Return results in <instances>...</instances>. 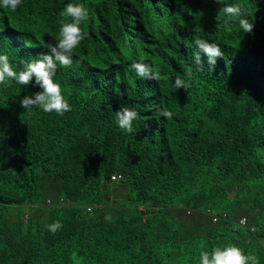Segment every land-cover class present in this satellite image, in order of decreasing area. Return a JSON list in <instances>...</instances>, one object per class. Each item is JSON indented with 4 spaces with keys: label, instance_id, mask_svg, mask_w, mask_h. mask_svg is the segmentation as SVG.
<instances>
[{
    "label": "trees",
    "instance_id": "16d2710c",
    "mask_svg": "<svg viewBox=\"0 0 264 264\" xmlns=\"http://www.w3.org/2000/svg\"><path fill=\"white\" fill-rule=\"evenodd\" d=\"M67 2L0 10L18 70L55 42ZM82 2L85 39L55 76L71 111L24 109L38 86H0V264H193L226 242L264 264V0H225L246 33L215 0ZM197 39L221 47L214 66L194 62ZM126 107L140 114L132 133L116 125Z\"/></svg>",
    "mask_w": 264,
    "mask_h": 264
},
{
    "label": "clouds",
    "instance_id": "9594fccd",
    "mask_svg": "<svg viewBox=\"0 0 264 264\" xmlns=\"http://www.w3.org/2000/svg\"><path fill=\"white\" fill-rule=\"evenodd\" d=\"M223 5L222 12L225 16V24L238 21V30L242 33L251 32L253 24L242 14L241 6L238 3H225V0H215ZM23 0H0V10L17 11L22 6ZM61 16L65 18L59 26L58 36L53 43L43 45L44 52L37 54L34 58L25 62L22 69H17L9 56L0 51V86L15 83L20 86H27L30 83L38 86L39 90L32 95L23 96L19 103L24 109L38 108L45 113H55L63 115L71 111L65 90L62 84L55 79L58 68H66L73 64L74 50L85 39L83 25L88 22L90 13L82 0H69L61 11ZM3 28L0 27V31ZM202 30V28H201ZM198 49L194 55L196 64H203V56L206 63L212 67L216 64L217 58L222 57L221 47L214 42L205 39L195 41ZM130 70L135 71L138 77L157 79L158 70H154L149 64L142 60H134L130 64ZM190 75V73H189ZM187 86L185 79L180 76L174 78L172 87L175 90ZM139 112L135 108H122L116 113L117 127L127 133L133 132L134 122L138 120ZM160 116L171 118L172 113L161 110ZM2 162V161H0ZM115 179L121 178L114 175ZM189 213V212H188ZM225 216V215H224ZM217 216H212V221H216ZM241 225H246L245 217L239 218ZM47 230L56 233L63 225L60 220H55L46 225ZM193 264H259L257 257L236 243L226 242L213 247H206L198 252Z\"/></svg>",
    "mask_w": 264,
    "mask_h": 264
},
{
    "label": "rangeland",
    "instance_id": "374dc122",
    "mask_svg": "<svg viewBox=\"0 0 264 264\" xmlns=\"http://www.w3.org/2000/svg\"><path fill=\"white\" fill-rule=\"evenodd\" d=\"M19 210L17 211V212H19V211H21L22 210V208L20 207V208H18ZM246 224L248 225L249 223L248 222H246Z\"/></svg>",
    "mask_w": 264,
    "mask_h": 264
}]
</instances>
